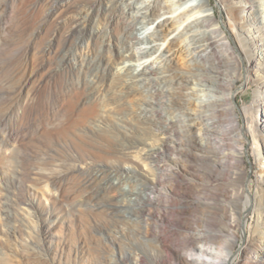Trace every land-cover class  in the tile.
<instances>
[{
    "label": "rangeland",
    "instance_id": "obj_1",
    "mask_svg": "<svg viewBox=\"0 0 264 264\" xmlns=\"http://www.w3.org/2000/svg\"><path fill=\"white\" fill-rule=\"evenodd\" d=\"M61 1L63 8L54 13V0H0V264H169L161 234L175 239L174 252H182L184 242L177 224L162 223L155 215L183 218L181 176L165 175L162 186L173 189V197L155 190L152 195L158 202H140L145 207L140 212L134 193L151 190H145L136 175L147 166L137 159L107 154L105 148L112 139L135 132L141 120L156 118L160 110L169 121L186 118L188 106L174 109L170 95L153 104L151 92L172 90L169 83L176 70L196 81L189 74L202 62L194 51V36L201 28L188 31L181 49L163 56L171 35L156 40L152 31L167 17L182 22L177 16L178 0L157 2L161 12H169L172 6L175 11L161 13L153 25H147L144 16L149 0H97L94 6L86 0ZM219 2L210 0L216 17L227 21ZM254 2L263 7L264 1ZM76 4L86 6L78 13ZM110 6L129 19V32L142 39L139 43L125 42L124 22L108 20ZM73 15L90 21L88 33L71 34L73 25L67 20ZM258 15L264 18V13ZM241 16L255 25L249 8H242ZM187 23L182 22L174 33L189 29ZM112 56L117 57L115 63L109 60ZM152 61L160 68L151 75L153 85L148 76L138 77ZM245 65L244 74L251 67ZM101 74L105 78L95 99L100 104L97 113L107 117L103 121L80 115L71 95L64 92L98 85ZM196 83L191 84L195 90L205 88L204 81ZM236 84V103L250 104L255 84L243 78ZM85 141L91 149L83 145ZM168 156L170 170L183 165L175 166L174 159L181 157L174 151ZM256 161L252 155L246 157L249 179ZM95 166L109 172L116 169L112 181L118 188L98 183L93 178ZM171 228L177 233L171 234Z\"/></svg>",
    "mask_w": 264,
    "mask_h": 264
},
{
    "label": "bare ground",
    "instance_id": "obj_2",
    "mask_svg": "<svg viewBox=\"0 0 264 264\" xmlns=\"http://www.w3.org/2000/svg\"><path fill=\"white\" fill-rule=\"evenodd\" d=\"M96 1L86 0V4L94 6ZM219 1L218 5L228 15L227 21H220L216 17L210 0L202 3L178 0L177 16L182 18V22H188L190 28L185 30L184 27L174 33L182 22H179V18L173 20L167 17L158 22L152 31L156 40H165L171 35L164 56L167 52L174 54L178 48L181 49L188 31L201 28V33L194 36V51L202 62L189 74L196 81L192 82L187 74L174 70L176 74L173 73L169 83L172 90L157 89L151 92L153 104L159 105L166 95H170V105L174 109L188 106L186 118L169 121L164 119L160 110L156 118L141 120L135 132L121 140L114 139L113 142L112 139L105 148L107 154L137 159L147 166L145 171L140 170L139 175H136L145 190H151L150 194L134 193L137 199L135 207L140 212L145 210L140 202L146 205L158 202L152 195L155 190H165L166 196L173 197V189L162 186L165 175L177 179L181 176L183 204L179 210L183 218H169L160 213L155 215V219L162 223L177 224L184 242L185 249L174 252L175 239L161 234V244L163 247L165 245L169 264H264V18L258 15L259 12L264 13V4L261 8L256 6L254 0ZM157 2L161 4V0H154V3L149 0L146 4L144 16L148 19L147 25H153L161 13L175 11L172 6L169 12H161L160 6H156ZM53 4L54 13L63 8L61 0H54ZM84 6L76 4L74 8L80 13ZM242 8H249L254 26L251 20L241 16ZM118 9L116 6L109 9L108 20L124 22L122 30L126 34L125 42L134 39L139 43L142 39L135 32H129V19ZM73 16L67 20L73 25L71 34L88 33L90 21L83 22L81 16ZM161 47L162 44H159L158 49ZM146 54L143 57H148ZM109 60L115 63L117 57L112 56ZM155 62L144 65L138 75L148 76L152 85L155 80L151 75L160 69L154 66ZM245 64L251 67L244 74L241 69L246 67ZM129 74L130 68L127 67L124 76ZM104 78L105 75L98 76V85H84L80 89L64 91L66 96L71 95L70 99L80 108V115L94 120H107L106 116L97 113L100 104L95 99ZM242 78L244 82L254 83L255 90L252 102L241 107L236 103L239 92L236 83ZM197 81H204L205 88H192L191 84ZM149 82L147 85H151ZM128 86L130 89L132 85ZM194 95L198 97L194 99ZM138 128L141 130L138 131ZM83 145L91 146L86 141ZM171 151L181 157L173 158L175 166L178 162L183 165L170 170L168 155ZM250 155L257 161L254 162L256 170L249 179L246 157ZM94 169L97 170L93 178L98 183L104 184L105 181L112 189L118 188L117 183L112 181V173L116 169L110 172L99 166ZM253 183L256 188H253ZM170 232L176 234L177 230L171 228Z\"/></svg>",
    "mask_w": 264,
    "mask_h": 264
}]
</instances>
